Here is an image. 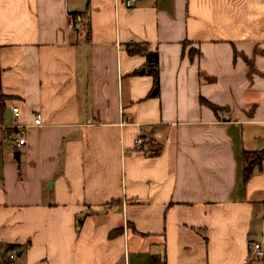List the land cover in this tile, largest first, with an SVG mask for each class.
I'll list each match as a JSON object with an SVG mask.
<instances>
[{
  "label": "crops",
  "instance_id": "0c3cea01",
  "mask_svg": "<svg viewBox=\"0 0 264 264\" xmlns=\"http://www.w3.org/2000/svg\"><path fill=\"white\" fill-rule=\"evenodd\" d=\"M0 85V264H264V0H0Z\"/></svg>",
  "mask_w": 264,
  "mask_h": 264
},
{
  "label": "trees",
  "instance_id": "16d2710c",
  "mask_svg": "<svg viewBox=\"0 0 264 264\" xmlns=\"http://www.w3.org/2000/svg\"><path fill=\"white\" fill-rule=\"evenodd\" d=\"M129 53L131 55L137 54H146L147 56V72L154 77V84L153 88L149 94V98H155L160 93V77H159V54L158 53H149L146 48L142 47L141 45H132L129 47ZM11 99V97L6 96L2 92V88L0 85V107L3 109L5 107V102ZM216 111L217 109L214 108ZM244 160H245V168H244V181L247 182L253 175V171L255 167L261 166L264 162V151L255 152V153H244ZM24 249V247L20 246H10L6 249L7 252L10 251H17L20 252ZM10 259L9 262L4 264H13Z\"/></svg>",
  "mask_w": 264,
  "mask_h": 264
},
{
  "label": "built area",
  "instance_id": "2783aa9c",
  "mask_svg": "<svg viewBox=\"0 0 264 264\" xmlns=\"http://www.w3.org/2000/svg\"><path fill=\"white\" fill-rule=\"evenodd\" d=\"M137 0H125V5L130 8L134 5V3ZM70 27L73 29H81L84 28L87 25V17L84 14L81 13H72L70 14ZM12 111L14 113L15 117L20 116V109L19 108H12ZM35 125L40 126L42 125V116L41 114H37L35 118ZM13 128L17 129V133L14 136V142L15 144L20 147L23 146L26 142L25 139V129L21 125H14ZM146 144V140L143 138H138L135 141L136 149L141 150ZM251 256L254 258H261L264 256V249L260 244H255L254 248L252 250ZM16 257L15 254H12L10 256L11 259H14Z\"/></svg>",
  "mask_w": 264,
  "mask_h": 264
},
{
  "label": "water",
  "instance_id": "95a60500",
  "mask_svg": "<svg viewBox=\"0 0 264 264\" xmlns=\"http://www.w3.org/2000/svg\"><path fill=\"white\" fill-rule=\"evenodd\" d=\"M20 156H21V153H20V152H16V153H15V159H16L17 161H20ZM17 257H21V253H19V254L17 255Z\"/></svg>",
  "mask_w": 264,
  "mask_h": 264
}]
</instances>
